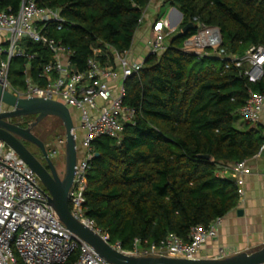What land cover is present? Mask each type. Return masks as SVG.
Returning a JSON list of instances; mask_svg holds the SVG:
<instances>
[{"label":"trees","instance_id":"16d2710c","mask_svg":"<svg viewBox=\"0 0 264 264\" xmlns=\"http://www.w3.org/2000/svg\"><path fill=\"white\" fill-rule=\"evenodd\" d=\"M35 1L59 11L61 28L52 23L44 33L72 50V66L82 71L90 57L114 64L112 51L131 48L151 0ZM162 2L181 13L178 31L167 38L164 51L147 55L142 68L126 78L123 103L134 109V122L125 125L119 140L92 142L99 156L87 171L84 213L123 249L135 239L158 244L171 233L186 240L191 226H207L236 208L235 178L218 172L221 165L253 158L264 142L261 125L235 126L249 91L264 93V72L249 82L231 63L225 68L211 49L201 55L183 50L197 22L219 29L227 55L264 47V0ZM20 3L0 0V10L16 12ZM189 22L194 28L180 34ZM27 48L37 52L35 76L50 53L30 43ZM23 68L22 59H13L9 78L22 84Z\"/></svg>","mask_w":264,"mask_h":264},{"label":"built area","instance_id":"2783aa9c","mask_svg":"<svg viewBox=\"0 0 264 264\" xmlns=\"http://www.w3.org/2000/svg\"><path fill=\"white\" fill-rule=\"evenodd\" d=\"M144 17L145 12L139 20L140 25ZM62 22L63 18L58 10L39 6L35 0H21L16 12L10 9L0 10V85L17 97L59 100L78 112L79 127L84 131V136L68 193L71 214L100 235L112 248L124 254L199 258L200 249L208 239L216 236L223 217L211 220L207 226H191L186 240L171 233L158 244L144 246L141 240L135 239L130 249H123L120 242L111 243L103 230L85 215L87 171L95 157L92 142L102 137L119 140L125 125L134 122V109L123 103L124 82L142 68L144 60L136 61L130 48L122 53L112 51L114 64L99 63L90 57L87 59L86 69L77 71L71 63L72 50L60 40L44 33L52 23L60 29ZM177 26L172 25L168 17L155 18L147 41V55L164 51L167 38L177 33ZM195 26L194 34L183 42L185 52L201 55L206 49H211L212 54L224 61L225 68L231 63L249 82L262 77L263 46H251L241 57L227 55L220 47L222 37L217 27L199 22ZM26 40L27 45H38L50 53V59L41 64L35 76L31 71L37 52L24 46ZM95 52L99 51L95 49ZM13 59L24 61L23 90L13 87L9 82V66ZM2 109L0 106V110ZM239 114L245 121L261 125L264 132V93L249 91ZM57 143L60 145L58 149L64 153L65 137L59 138ZM263 152L264 142L254 157ZM246 162L247 160H243L221 165L218 172L220 175L234 176L239 200L244 194L241 175L250 172ZM228 252L227 248H219L218 258L229 256ZM73 255L75 257L71 259ZM0 264H111L65 227L47 204V194L38 177L1 140Z\"/></svg>","mask_w":264,"mask_h":264},{"label":"water","instance_id":"95a60500","mask_svg":"<svg viewBox=\"0 0 264 264\" xmlns=\"http://www.w3.org/2000/svg\"><path fill=\"white\" fill-rule=\"evenodd\" d=\"M179 21L181 13L179 12ZM194 28L193 22L185 24L180 34L186 35ZM0 140L9 146L35 173L45 193L47 204L56 212L60 221L75 236L90 245L94 251L111 264H258L264 262V244L252 250L240 251L223 258H182L173 256H133L112 248L110 244L91 228L85 226L71 214L68 204V193L71 188L75 165L79 158L76 145L74 124L69 108L59 100L39 97H17L7 88L0 85ZM36 116L34 122L22 128L10 120L27 116ZM47 116L57 117L64 128L65 146L63 172L57 173L56 163L45 150L43 142L31 133V127ZM27 140L42 151L47 168L20 142ZM99 153H95L98 157ZM210 160L209 155L200 156ZM241 214L242 210L239 209Z\"/></svg>","mask_w":264,"mask_h":264},{"label":"crops","instance_id":"0c3cea01","mask_svg":"<svg viewBox=\"0 0 264 264\" xmlns=\"http://www.w3.org/2000/svg\"><path fill=\"white\" fill-rule=\"evenodd\" d=\"M163 0H151L145 8L143 23L135 33V44L131 53L136 61H142L148 54L147 41L151 33V23L157 15L168 17L172 25H178L179 12L175 7L163 5ZM167 6V10H163ZM250 169L242 174L244 194L238 206L221 220L215 237L210 238L199 251V258H218L219 248L229 249L232 255L264 244V152L246 162ZM242 213L239 214L238 210Z\"/></svg>","mask_w":264,"mask_h":264},{"label":"flooded vegetation","instance_id":"af4514ba","mask_svg":"<svg viewBox=\"0 0 264 264\" xmlns=\"http://www.w3.org/2000/svg\"><path fill=\"white\" fill-rule=\"evenodd\" d=\"M2 108H4L3 105H2ZM35 117L36 116L34 115L32 118H26V117L13 118L10 121L14 124H17L18 126L22 128H26L32 122H34ZM40 122L34 125L33 127H31V133H33V135H35L37 138H39L43 142L46 152L48 153L52 161L56 163L57 173L61 175L63 172V168L62 166H59V167L57 166V160L60 159L59 157L63 155V152H61L60 149H58V147H60V145L57 143L58 139L55 140L53 136L54 132L58 128V125L53 126L51 129H47L48 131H45L46 132L45 133L43 132L44 130H42V128L40 127ZM61 127H63L62 123H61ZM62 137H65V133L62 136H60V138ZM19 140L42 163V165L47 168V163L44 158L42 149L39 146L27 140H24L22 138H19ZM55 151L57 154L55 153ZM58 151H60V153H58Z\"/></svg>","mask_w":264,"mask_h":264},{"label":"rangeland","instance_id":"374dc122","mask_svg":"<svg viewBox=\"0 0 264 264\" xmlns=\"http://www.w3.org/2000/svg\"><path fill=\"white\" fill-rule=\"evenodd\" d=\"M167 9H168L167 6H163V10L164 11H166ZM27 43H28V41L26 40L25 43H24V46H27ZM134 44H135V37L133 38V45ZM9 80L12 81V85L15 88H19L21 90L24 89V75L21 77L22 84L17 82L18 78L15 77V76H11L10 75ZM69 110H70L71 118H72V121H73V124H74V127H75L74 133L76 135V138H75L76 145H77L78 151L80 153V144H81V140H82V138L84 136V131L79 127L78 112L75 109H73V108H69ZM32 117L33 116H27L26 118H32ZM244 123H245V120L242 118V116L238 115V117H237V119L235 121V126L240 128V127L243 126ZM56 125H58V128L53 134L55 140L59 139L60 136H62L64 134V129H63V127H61V121L57 117L47 116L40 122V127L42 128V130H44L43 132L48 131L47 129H51L53 126H56ZM59 158L60 159L57 160V166L58 167L62 166V168H63L64 154L61 155Z\"/></svg>","mask_w":264,"mask_h":264}]
</instances>
